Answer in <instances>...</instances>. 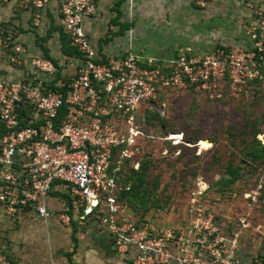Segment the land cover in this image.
Listing matches in <instances>:
<instances>
[{"label": "built area", "instance_id": "built-area-1", "mask_svg": "<svg viewBox=\"0 0 264 264\" xmlns=\"http://www.w3.org/2000/svg\"><path fill=\"white\" fill-rule=\"evenodd\" d=\"M0 6L19 7L12 15H22L0 21V57L32 72L0 77V211L47 222L54 199L57 221L94 223L115 257L130 264H264V246L242 254L239 233L228 232L210 207L192 200L184 223L166 226L137 218L120 200L130 189L121 177L139 170L148 139L140 114L165 89L212 95L221 82L244 87L262 80L264 6L247 28L250 48L183 46L168 59L141 56L130 43L110 55L92 45L84 24L98 0H0ZM52 25L56 45L62 49L64 37L74 53L63 56L62 69L37 49L42 42L30 50L23 39L24 32L44 38ZM0 264L15 263L0 250Z\"/></svg>", "mask_w": 264, "mask_h": 264}, {"label": "rangeland", "instance_id": "rangeland-1", "mask_svg": "<svg viewBox=\"0 0 264 264\" xmlns=\"http://www.w3.org/2000/svg\"><path fill=\"white\" fill-rule=\"evenodd\" d=\"M228 4L215 2L208 18L205 12L209 6L193 2L199 10L189 6L182 9L179 17L169 16L167 23L149 30L147 40L143 37L133 45L152 57L160 56L162 51L173 54L179 46L188 45L202 51L235 44L250 48L247 28L264 0H246L244 9ZM102 19L100 43L109 46L114 39L107 37L111 34L109 26L116 22L106 14ZM90 23L89 38L94 43V22ZM29 40V49L33 50ZM42 40L48 44L50 59L59 69L64 68V57L55 46L57 39L50 34ZM262 74V80L244 87L218 83L212 95L191 87H169L158 102L141 112V126L148 137L141 145V171L121 177L122 184H131L132 179V184L139 185L137 196L127 198V191L120 193V200L137 218L179 226L194 200L212 208L228 232L239 233L241 250L251 253L264 246V140L258 138L263 134L264 139V64ZM255 141L260 148L252 160ZM229 169L237 175H229ZM50 204L56 206L57 202L53 199ZM81 237L77 225L66 226L57 220L46 223L28 215L8 217L0 211V250L16 264H84L85 251L94 247H83Z\"/></svg>", "mask_w": 264, "mask_h": 264}, {"label": "crops", "instance_id": "crops-1", "mask_svg": "<svg viewBox=\"0 0 264 264\" xmlns=\"http://www.w3.org/2000/svg\"><path fill=\"white\" fill-rule=\"evenodd\" d=\"M218 1L219 0H122V1L121 0H98V10L96 14L92 18L86 20L84 26L89 36L90 28L92 27L90 22L91 21L94 22L93 27L95 31L94 32L95 41L94 43H92L90 38L89 40L92 45L97 46L105 54L110 55V54H114L115 52L116 53L122 52L126 49L127 45L130 43L133 47V50L135 49L134 52H136L137 54H140L141 56L150 57V58H169V57H172L173 54H175V52H173V54H168V52L162 51L161 54H159L160 56L152 57L147 54H143L141 50L139 51L136 50V48L139 45L134 47L133 43L134 41L140 42L141 40H144L143 37H146L145 40H147L149 38L148 36L149 30L155 31L156 29L160 27V25L163 22L167 23L169 16L179 17L182 14V9L186 7L189 6L191 7L190 9L199 10V8L192 5L193 2L197 6H199V4L201 6L208 5L209 10L205 12V15L208 16V18H211V7L214 6V3ZM222 1L223 3L229 2L230 5L234 4L238 7V9H242L243 8L242 5L245 3L246 0H221V2ZM49 10L54 12L56 8L54 7V5H51ZM222 10L223 11L226 10L225 7ZM18 11H20L19 7L11 8L8 6H0V21L5 20V19H11V18L12 20H15L14 18L15 16L12 15V13L14 12L15 14ZM105 14L108 17L111 16L112 20L116 22L115 24L109 26L110 31H112L113 34H110L107 37L114 38L112 41H109L108 43L109 46H106V45L103 46L100 43L103 37L102 32H101L102 30L101 27L103 23L102 15H105ZM129 15H130V19H129ZM21 16L22 15L17 16V17L20 19ZM52 16H54V14ZM52 16L50 17L51 20H52ZM162 19L164 20L162 21ZM205 20H207V18ZM134 23H136V26H137L135 28H133ZM129 31H130V38L128 35ZM33 34L35 35V33ZM33 34L24 32L23 39L26 45H31L30 43L27 44L28 38L32 40L33 44L35 42H39L38 38H35ZM110 42L113 43L112 47L110 46ZM41 45L47 49L48 44L42 43ZM55 46H57V48L59 49V55L64 56L65 54L63 50L59 48L58 45L55 44ZM179 47H182V46H179ZM191 47L199 49V47H195V46H191ZM37 49H41L40 46ZM0 63L3 64V66H0V77H4L6 79H11V80H16V79L22 78L27 75L29 76L32 74V72L28 70L14 69L10 64L5 62L3 59L0 60ZM10 72L13 73L14 76L10 77V75H12ZM15 75L16 76L18 75V78L15 77ZM51 208L52 210L56 211L55 209L60 208V207L57 204L56 206L51 205ZM29 217H34V216H29ZM50 220H56V219L53 216ZM50 220H48L47 222H49ZM73 225L74 226L77 225V232L82 236L81 237L82 246L84 247L85 245L89 244L94 247V249H88L87 251H85L84 264H130L129 262L122 261L118 259L117 257H115L111 244H110V240L107 237H104L101 234L96 232L94 223L92 222L90 223L73 222L71 223V226ZM241 253L245 255L249 254V252H246L243 250H241ZM17 264H21V263H17Z\"/></svg>", "mask_w": 264, "mask_h": 264}, {"label": "trees", "instance_id": "trees-1", "mask_svg": "<svg viewBox=\"0 0 264 264\" xmlns=\"http://www.w3.org/2000/svg\"><path fill=\"white\" fill-rule=\"evenodd\" d=\"M121 1H122V0H121ZM57 28H58V27H54V26L52 25V27L50 28V30H49V32H48V35H49L53 30H55V29H57ZM109 32H110L111 34H113L112 31L109 30ZM111 37H112V36H111ZM37 38H38L39 41L43 42L42 38H40V37H37ZM109 39H110V38H109ZM61 44H62V50H63V52H64L65 55H69V56H71L72 54H74V53H73V50L67 48V44H66V42H65L64 37H62V39H61ZM39 46H40L41 50L43 51L44 55H45L46 57H48V50H47L46 48H44V46H42L41 44H39ZM255 83H256V82H255ZM159 99H160V97L157 99L156 102H158ZM262 136H263V134H259V136H258V138H259L261 141L263 140ZM166 141H167V140H166ZM255 142H256V144H257V147L254 148V150H252V152H251V154H250V158H251L252 160H254V158L257 157V153L259 152V148H260L259 142H258V141H255ZM140 171H141V164H140V168H139L138 171H132V172L129 173V174H132L133 176H135V175L139 174ZM228 174L234 176V175H237V172L234 171L233 169H229V170H228ZM129 181L131 182V184H130V189H129L127 192H125L126 197H127V198H136V196H137V190H138V188H139V185H138V184H137V185L132 184V179L129 180ZM122 194H124V193H122ZM131 210H132V209H131ZM139 219H143V218H139Z\"/></svg>", "mask_w": 264, "mask_h": 264}, {"label": "bare ground", "instance_id": "bare-ground-1", "mask_svg": "<svg viewBox=\"0 0 264 264\" xmlns=\"http://www.w3.org/2000/svg\"><path fill=\"white\" fill-rule=\"evenodd\" d=\"M264 140V139H263Z\"/></svg>", "mask_w": 264, "mask_h": 264}]
</instances>
